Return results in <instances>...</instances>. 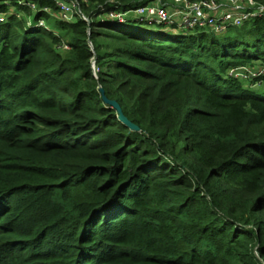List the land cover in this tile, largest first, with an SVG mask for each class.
I'll return each mask as SVG.
<instances>
[{
  "label": "trees",
  "instance_id": "16d2710c",
  "mask_svg": "<svg viewBox=\"0 0 264 264\" xmlns=\"http://www.w3.org/2000/svg\"><path fill=\"white\" fill-rule=\"evenodd\" d=\"M148 1L0 0V264H264V90L229 73L264 15L185 30Z\"/></svg>",
  "mask_w": 264,
  "mask_h": 264
},
{
  "label": "built area",
  "instance_id": "2783aa9c",
  "mask_svg": "<svg viewBox=\"0 0 264 264\" xmlns=\"http://www.w3.org/2000/svg\"><path fill=\"white\" fill-rule=\"evenodd\" d=\"M54 1L65 20L71 19L70 16L74 13L80 14L79 0ZM27 5L35 8L32 2ZM138 14L148 20H158L168 27L176 25L185 30L211 28L216 32H223L231 26H241L246 21L264 15V4L259 0H173V6L162 2L145 4L138 10ZM235 69V76L238 77L242 75L240 70L245 68ZM262 76L264 68L254 74L256 78Z\"/></svg>",
  "mask_w": 264,
  "mask_h": 264
},
{
  "label": "rangeland",
  "instance_id": "374dc122",
  "mask_svg": "<svg viewBox=\"0 0 264 264\" xmlns=\"http://www.w3.org/2000/svg\"><path fill=\"white\" fill-rule=\"evenodd\" d=\"M160 2H162L163 4L166 5H171L173 6V0H150L148 1L147 4L149 3H155V4H160ZM260 3L264 4V2L260 1ZM79 10V15L81 16H85L84 12L82 11V9H78ZM59 12V11H58ZM65 16H63L60 12L55 14L54 16H52L53 20L55 19H60V18H64ZM76 13H74L72 16H70L71 19L68 20H75L76 19ZM40 24L43 26H49L47 21H40ZM54 30H56V28L54 27V25H52V27ZM165 28V27H164ZM167 29V27H166ZM58 34L64 36L63 40L64 42L62 43V45L57 47V50L64 56L68 55L69 52V48L68 45L66 44V40H67V36L65 34H62L61 32H58ZM245 69L240 70L242 72V75H239L238 77L235 76V68H231L230 69V75H233L234 77L238 78L241 80V82L244 84V86L248 87V88H252V89H262L264 90V80H257L256 77H254V74H256L258 71H261L264 68V62L261 60H254L251 64L243 66Z\"/></svg>",
  "mask_w": 264,
  "mask_h": 264
},
{
  "label": "water",
  "instance_id": "95a60500",
  "mask_svg": "<svg viewBox=\"0 0 264 264\" xmlns=\"http://www.w3.org/2000/svg\"><path fill=\"white\" fill-rule=\"evenodd\" d=\"M102 92L104 93V91L102 90ZM104 99H105V101L109 104V105H111L113 108H115L117 111H118V113H119V118H120V120L123 122V123H125L126 125H128L130 128H132V129H135V130H138L139 129V127L138 126H136L135 124H133L125 115H124V113H123V111H122V108H121V106L119 105V103L117 102V101H114V100H110V99H108L107 97H104Z\"/></svg>",
  "mask_w": 264,
  "mask_h": 264
}]
</instances>
